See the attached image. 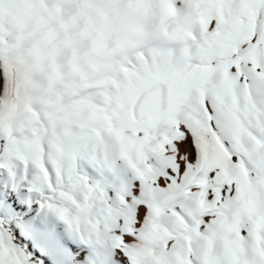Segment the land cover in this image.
Listing matches in <instances>:
<instances>
[{"label":"snow or ice","instance_id":"obj_1","mask_svg":"<svg viewBox=\"0 0 264 264\" xmlns=\"http://www.w3.org/2000/svg\"><path fill=\"white\" fill-rule=\"evenodd\" d=\"M0 264H264V0H0Z\"/></svg>","mask_w":264,"mask_h":264}]
</instances>
